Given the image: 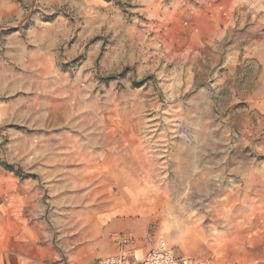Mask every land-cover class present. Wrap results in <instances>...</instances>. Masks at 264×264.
<instances>
[{
	"label": "rangeland",
	"instance_id": "374dc122",
	"mask_svg": "<svg viewBox=\"0 0 264 264\" xmlns=\"http://www.w3.org/2000/svg\"><path fill=\"white\" fill-rule=\"evenodd\" d=\"M17 3L0 170L36 181L64 239L117 210L111 242L264 264V0Z\"/></svg>",
	"mask_w": 264,
	"mask_h": 264
},
{
	"label": "crops",
	"instance_id": "0c3cea01",
	"mask_svg": "<svg viewBox=\"0 0 264 264\" xmlns=\"http://www.w3.org/2000/svg\"><path fill=\"white\" fill-rule=\"evenodd\" d=\"M19 9L17 0H0V19L13 18L20 12ZM43 196L35 180L21 179L11 170L7 173L0 170V264H96L100 257L115 254L117 246L114 240V243L111 242L109 233L114 225L119 222L124 224L130 219L115 220L117 210L100 213L95 224L100 228L110 222L107 231L96 235L90 244L85 241L74 246L71 241L64 239L58 228L51 225ZM79 226L81 235L86 237L88 232L82 216ZM134 245L141 253L152 246H140L136 241ZM174 253L180 258L208 259L212 264L224 263L223 252L220 257L216 253L211 258Z\"/></svg>",
	"mask_w": 264,
	"mask_h": 264
},
{
	"label": "built area",
	"instance_id": "2783aa9c",
	"mask_svg": "<svg viewBox=\"0 0 264 264\" xmlns=\"http://www.w3.org/2000/svg\"><path fill=\"white\" fill-rule=\"evenodd\" d=\"M117 251L113 255L100 257L96 264H212L210 260H194L177 257L168 241L158 238L144 253L134 245V236L130 233L114 237Z\"/></svg>",
	"mask_w": 264,
	"mask_h": 264
}]
</instances>
